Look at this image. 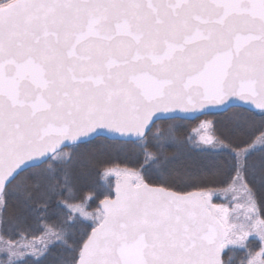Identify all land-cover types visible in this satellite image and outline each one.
Here are the masks:
<instances>
[{
  "label": "snow or ice",
  "instance_id": "snow-or-ice-1",
  "mask_svg": "<svg viewBox=\"0 0 264 264\" xmlns=\"http://www.w3.org/2000/svg\"><path fill=\"white\" fill-rule=\"evenodd\" d=\"M0 264H264V0H0Z\"/></svg>",
  "mask_w": 264,
  "mask_h": 264
},
{
  "label": "trees",
  "instance_id": "trees-1",
  "mask_svg": "<svg viewBox=\"0 0 264 264\" xmlns=\"http://www.w3.org/2000/svg\"><path fill=\"white\" fill-rule=\"evenodd\" d=\"M199 118H204V117H199ZM199 118L190 121H185L183 126L179 130L180 135L182 137H187L190 135L193 138H195L193 127L196 125ZM212 118L213 117H208V119H212ZM239 118H240L239 114L232 112L231 110L226 113L218 114L215 117V119H217L218 121V126H226ZM82 148H86L89 152H94L101 161L108 162L107 164L106 163L97 164L95 167L89 169L88 182L96 192L100 193L96 199L91 201V207L92 209H94L95 206L98 204L99 199L103 198V193L107 191L109 187L108 179L103 178L104 169L110 165H115V164H125L128 166L137 167L138 161L134 157L133 150L130 145H124L117 142H109V141H104L102 139H97L93 141L90 145L82 146ZM197 159L198 158L196 157V155L193 154L192 157L193 162H195ZM155 179H156L155 175L150 174V182H155ZM207 186L214 189H218L221 187V185L218 184H211ZM111 189L113 191L112 185H111ZM191 189L193 188H187L185 190L188 191Z\"/></svg>",
  "mask_w": 264,
  "mask_h": 264
},
{
  "label": "rangeland",
  "instance_id": "rangeland-1",
  "mask_svg": "<svg viewBox=\"0 0 264 264\" xmlns=\"http://www.w3.org/2000/svg\"><path fill=\"white\" fill-rule=\"evenodd\" d=\"M203 119H205V117H204V118H199V120L197 121L196 125L193 127L195 138H196V136H197V133L195 132V129L198 127L200 120H203ZM115 165H118V166H120V167H125V166H126V167H130V168H135V167H133V166H128V165H125V164H115ZM115 165H110V166H115ZM106 168H107V167H106ZM106 168L104 169L103 173L106 171ZM105 179H106V178H105ZM111 180H112L111 185H112V187H113V193H114L115 177L112 176V177H111ZM213 189H214V188H213ZM212 202H213V203H217V204H219V203H226L227 201L223 198V195H221V196H219V197H214ZM95 207H96V206H95Z\"/></svg>",
  "mask_w": 264,
  "mask_h": 264
},
{
  "label": "water",
  "instance_id": "water-1",
  "mask_svg": "<svg viewBox=\"0 0 264 264\" xmlns=\"http://www.w3.org/2000/svg\"><path fill=\"white\" fill-rule=\"evenodd\" d=\"M189 191H191V190H189Z\"/></svg>",
  "mask_w": 264,
  "mask_h": 264
}]
</instances>
